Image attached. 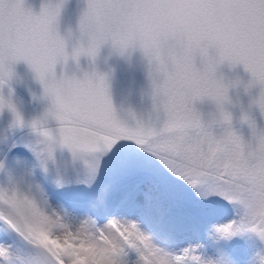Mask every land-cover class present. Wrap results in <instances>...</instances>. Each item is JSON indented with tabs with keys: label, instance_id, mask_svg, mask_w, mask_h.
Returning a JSON list of instances; mask_svg holds the SVG:
<instances>
[{
	"label": "snow or ice",
	"instance_id": "obj_1",
	"mask_svg": "<svg viewBox=\"0 0 264 264\" xmlns=\"http://www.w3.org/2000/svg\"><path fill=\"white\" fill-rule=\"evenodd\" d=\"M155 3L89 0L86 14L101 30L86 54L121 39L168 61L175 38L157 25ZM214 8L206 0L196 18L197 40L212 54L199 64L185 56L151 93L147 117L129 123L104 75L57 76L55 11L0 0V87L13 64L27 62L54 97L58 122L33 121L39 139L0 144V170L11 159L20 173L0 187V264H241L256 241L264 245V128L242 115L245 139L231 113L205 123L194 106L205 97L222 104L228 86L216 68L225 61L242 64L264 96V0H229L223 17ZM243 264H264V247Z\"/></svg>",
	"mask_w": 264,
	"mask_h": 264
},
{
	"label": "water",
	"instance_id": "obj_2",
	"mask_svg": "<svg viewBox=\"0 0 264 264\" xmlns=\"http://www.w3.org/2000/svg\"><path fill=\"white\" fill-rule=\"evenodd\" d=\"M44 3H47V0H25V7H30L34 13L38 14ZM85 6L86 0H66L57 20V27L61 34L67 27L76 25ZM109 51L108 46L102 48L95 64L89 58L81 56L80 69L76 70V74L82 75L83 70L91 72L93 68L104 73L107 92L116 114L129 123L134 122L133 115L136 118L147 117L152 108V100L147 75L148 63L142 50L135 48L130 56L123 57L116 54L109 55ZM106 56L107 60H105ZM197 64H199V57ZM73 70L75 66L71 60L67 66L61 63L56 65L57 76L62 72L71 74ZM216 76L228 86L229 100L224 103V109L231 113V123L243 121L242 115L249 116L255 110L260 109L258 105L252 103L260 92V86L258 84L248 86L252 76L242 64L233 65L225 61L217 66ZM8 80L21 91L49 106L50 99L43 93L40 81L27 62L20 60L13 64L12 75ZM194 106L205 123L220 119V110L214 100L205 97L195 101Z\"/></svg>",
	"mask_w": 264,
	"mask_h": 264
},
{
	"label": "clouds",
	"instance_id": "obj_3",
	"mask_svg": "<svg viewBox=\"0 0 264 264\" xmlns=\"http://www.w3.org/2000/svg\"><path fill=\"white\" fill-rule=\"evenodd\" d=\"M65 2L66 0H47V3H44L43 5L48 9L55 11L59 17ZM88 7L89 0H86V6L79 15L76 25L74 27H67L63 34H61V32L58 30L57 25L55 27L54 35L62 44V64L67 66L71 60L75 66V70H73L71 74L63 73L69 79L79 80L83 78L86 73L90 74L93 72L105 76L104 73L98 72L95 68H93L91 72L83 70L82 75L79 76L76 74V70L80 69L79 60L81 56L89 58V60L95 64L101 49L105 46H108L110 49L109 55L116 54L122 57L126 55L130 56L132 50L135 48L142 50L138 45L133 48L132 45L125 40L104 39L98 44L94 55H87V49H89L94 41L98 39L97 34L101 30L99 24L87 16L86 13ZM155 7L160 10L156 16V23L158 26L166 29L170 36L175 38V51L170 54L168 61H164L160 57H155L150 60L143 53L148 63L147 75L150 82L151 93L156 88H158L165 79L169 78L173 74L178 63L189 53H192L191 60L193 63H197L198 57L200 62L202 58H206L212 54H210L211 47L209 45H205L201 41L197 40L198 28L196 24V18L204 14L206 0H156ZM228 7L229 0H215L214 11L218 17L225 16L227 14ZM215 28L217 31L222 30V23L218 21L215 25ZM69 45H71V47H69ZM107 58L108 57L106 56L105 60H107ZM53 67L55 69V66ZM7 82L8 79L4 84ZM42 87L43 93L45 94L44 86L42 85ZM46 96L50 99L49 106L41 118L34 119L33 121H45L48 116H52V112L55 108V99L49 95ZM228 100L229 97L227 95L222 104H218L216 102L220 113L221 111L228 112L224 109V103ZM262 100H264V96H262L260 90L259 94L253 99L252 103H255L260 108V103ZM0 103H2L4 107H7L8 109H10L8 105H11L12 109L15 110L13 112L10 109L14 115V119L17 117L22 119L21 113L17 111L16 107L11 101V93H9L7 98L3 95H0Z\"/></svg>",
	"mask_w": 264,
	"mask_h": 264
},
{
	"label": "flooded vegetation",
	"instance_id": "obj_4",
	"mask_svg": "<svg viewBox=\"0 0 264 264\" xmlns=\"http://www.w3.org/2000/svg\"><path fill=\"white\" fill-rule=\"evenodd\" d=\"M9 93H11V101L13 105L16 107L17 111L21 113L23 125H29L31 127V122L34 120L31 118L39 119L35 115V112L40 109L39 106L43 107L45 110L47 109L46 106L36 101H33L29 98V101L24 99L23 95L7 82L2 87H0V95H3L7 98ZM44 109L41 108L43 113H45ZM24 115L26 117H24ZM52 119L55 118L48 116L46 124L48 127L54 128L58 122L56 120L53 121ZM14 120V115L10 109L7 107L0 109V144L6 143L7 133L12 134V132L20 126L16 125Z\"/></svg>",
	"mask_w": 264,
	"mask_h": 264
},
{
	"label": "rangeland",
	"instance_id": "obj_5",
	"mask_svg": "<svg viewBox=\"0 0 264 264\" xmlns=\"http://www.w3.org/2000/svg\"><path fill=\"white\" fill-rule=\"evenodd\" d=\"M39 108L40 109L35 112V115L38 118H41L44 113L41 111V107H39ZM42 109H44V108H42ZM24 117H26V116L24 115ZM31 119H35V118H31ZM249 119L254 120L258 128H264V113H262L260 110L254 112L250 116ZM52 120L54 121L55 119H52ZM231 126L238 134L242 135L245 139L249 138V136L251 134V129L249 127L248 121H246L244 123H240V124H232ZM222 128H223V126L213 125V131L214 132L219 133L220 131H222ZM18 130L21 131V132H18L19 133L18 137L17 138H9V139H7L6 142L11 141V140H17V139H29V140L39 139L38 133L33 132L31 129H24V128L20 129V128H18ZM8 135H9V133L6 134L7 137H8ZM10 162L11 163H8L6 166V172H5L4 176L2 177V179H0V187H11L12 181L17 180L20 177L19 171L16 170L12 161H10ZM257 250H259V249H258V246L256 244L255 247H253L247 251L244 260L252 257ZM241 264H243V262Z\"/></svg>",
	"mask_w": 264,
	"mask_h": 264
}]
</instances>
